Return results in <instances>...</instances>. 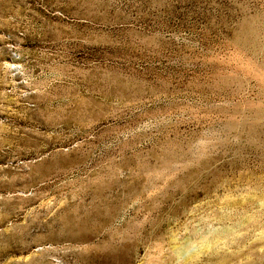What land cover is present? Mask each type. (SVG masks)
I'll use <instances>...</instances> for the list:
<instances>
[{
    "label": "rangeland",
    "instance_id": "obj_1",
    "mask_svg": "<svg viewBox=\"0 0 264 264\" xmlns=\"http://www.w3.org/2000/svg\"><path fill=\"white\" fill-rule=\"evenodd\" d=\"M0 264H264V0H0Z\"/></svg>",
    "mask_w": 264,
    "mask_h": 264
}]
</instances>
